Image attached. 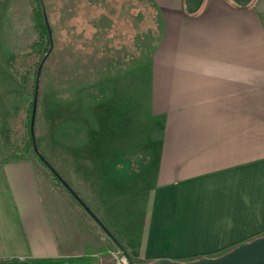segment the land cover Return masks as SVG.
I'll list each match as a JSON object with an SVG mask.
<instances>
[{"label":"crops","instance_id":"1","mask_svg":"<svg viewBox=\"0 0 264 264\" xmlns=\"http://www.w3.org/2000/svg\"><path fill=\"white\" fill-rule=\"evenodd\" d=\"M125 1L122 38L108 31L116 42L109 66L135 74L106 80V86H123L129 98H136L134 88L145 90L160 125L147 153L154 181L139 242L123 236V211L114 222L95 208H123L129 175L123 167L141 164L120 158L71 162L72 177L84 174L88 181L90 205L78 196L132 259L150 263L215 257L264 235V0H136L134 12ZM140 6L151 7L152 22L136 16ZM116 96L122 104V93ZM21 161L8 166L11 171L0 163V258L108 264V243L91 216L39 169L35 177L47 187L42 193L33 173L22 169L34 160ZM63 165L58 169L68 178Z\"/></svg>","mask_w":264,"mask_h":264},{"label":"rangeland","instance_id":"2","mask_svg":"<svg viewBox=\"0 0 264 264\" xmlns=\"http://www.w3.org/2000/svg\"><path fill=\"white\" fill-rule=\"evenodd\" d=\"M135 2L136 0H127L124 2V6L128 12H134V9L136 8L133 4ZM42 3L47 13L49 24L54 30L53 35L56 37V59H54V64L56 66L60 65L59 63L62 58L67 54L66 45L68 46L66 39H68L69 34H63L62 30L59 33V26L61 25L67 23L73 24L77 30H82L86 35L92 37L93 27L91 25L94 24L97 32L99 29H103L105 32L112 29V34H117L122 38L123 0H42ZM32 4L33 0H0V76L10 73L11 67L13 66V56L23 51L33 37L28 25L30 6ZM137 9H139V11L135 12L136 16L137 14H140L145 16L146 21L152 22L154 13H152L151 7L145 8L140 6ZM131 25L133 26L132 30H135L136 24L133 23ZM139 25H141L140 21ZM124 26H126V29H131L129 24H126V21ZM127 34H129V32L126 31L124 34L126 38ZM108 74L107 80H109V83H112L114 82L112 79H119L121 77H123V79L131 78L132 75L135 74V71L123 70L121 72L120 70H113L111 72V69H109ZM11 80L14 81L15 79L12 78ZM23 83L24 82L21 81L20 78L16 79L17 86H20ZM110 86L111 87H108L107 90H109L111 98H109L110 96H107L106 99L96 105L92 110L95 123L88 131L86 140L78 144L76 148L69 146L63 148L62 146L57 147L52 143V136L50 135L51 130L54 128V123L66 118L69 113L67 112L68 110L61 111V109L59 112L57 111V114H53L45 108L42 116L43 119H41L42 121L40 122V134L47 135V148L52 162L60 168H62V164L65 166L67 165L66 171L68 170L69 172L68 179L70 180L71 185H74L76 188V180L81 183L79 185H81L82 188H76L78 191L77 193L81 197H84L82 199H84L89 205V198L87 197L89 194L87 190L88 181L85 182L84 174L79 177H72L71 162L85 158H120L123 159V161L132 159L130 161L134 163L136 162L139 165L141 164L140 167H136L135 165L123 167V175L129 174L128 176H124L127 180H125V178L123 179V208L116 205L114 206V211L112 210L113 212L106 210L105 213L100 209L95 208L99 215L103 217L106 215V220L111 218L114 222L116 220L120 221V219L115 216L119 217V213L123 211V236L129 235L134 242L138 243L140 240L141 229L144 226V220L148 216V194L154 181V178L153 181L151 180V172L155 169V167H153V158L147 153H152L153 147L151 141L155 142L158 140L160 125L156 117H152L150 101L147 99L145 90L142 91L140 88L141 92H137V88H134L136 98H129L124 97V88L121 86L119 91L122 93V105L120 104V99H117L116 96L119 95L118 87H114L113 85ZM122 108L123 111L120 115ZM62 112L65 114L62 115ZM1 114L2 113L0 112V115ZM29 159L34 160L32 161L33 163H31ZM25 160H27V162L29 161L30 166L25 168L22 167V169L29 170L33 173L34 177L36 171L39 169H42L46 174V169L40 165L36 159L28 158ZM148 161H150L148 164L151 165L142 166L143 162L147 164ZM15 164L21 165L25 163L21 160H4L1 162L3 169ZM7 170L11 171V167H8ZM106 173H108V171H106ZM110 175L115 176L114 173ZM35 178L37 185H41V192L45 193V189L47 190V187H45V180L39 177ZM73 180L75 181L72 182ZM93 181H96L99 184L103 183V181L98 179ZM52 182L54 183V186H56V189L63 190L66 194L68 193L61 183L56 182L55 180H52ZM42 186H44L45 189ZM69 196L75 199L71 194H69ZM45 197L48 198L47 195H45ZM93 201L98 202L101 205L104 204L102 199H94ZM93 224L97 226V230H99L101 237L105 238L107 241V246L109 247L108 251L119 252L120 249L110 240L101 228L97 224ZM122 241H124V237ZM131 241L128 243L131 244ZM109 253L110 252H108V255H110ZM128 256L131 259L129 254ZM122 257L129 261L124 254ZM129 264L131 263L129 262Z\"/></svg>","mask_w":264,"mask_h":264},{"label":"trees","instance_id":"3","mask_svg":"<svg viewBox=\"0 0 264 264\" xmlns=\"http://www.w3.org/2000/svg\"><path fill=\"white\" fill-rule=\"evenodd\" d=\"M28 25L33 34L32 39L23 51L13 56L10 73L0 76V163L4 160L36 159L46 169V176L59 182L34 151L30 132L37 69L41 64L35 97L33 140L38 153L75 192L70 180L50 159L47 135L40 134V122L45 108L53 114H57L61 109L68 110L66 118L54 123L50 134L52 143L57 147L76 148L86 140L88 131L95 123L92 110L109 95L106 80L109 65L113 61L108 51L110 45L113 46L116 42L103 29L97 32L94 24H90L93 27L92 37L82 30H77L73 24L61 25L59 33L62 30L63 34H69L66 39L68 46L66 45L67 54L62 58L60 65L56 66V37L53 35L54 30L49 24L42 0H33ZM126 42L123 37V43ZM12 78L15 80L12 81ZM17 78L24 83L17 86ZM63 169L66 170L65 167ZM80 259L82 258H0V264H84ZM108 260V264H113L111 254L108 255ZM130 263L150 264L149 261L135 259Z\"/></svg>","mask_w":264,"mask_h":264},{"label":"water","instance_id":"4","mask_svg":"<svg viewBox=\"0 0 264 264\" xmlns=\"http://www.w3.org/2000/svg\"><path fill=\"white\" fill-rule=\"evenodd\" d=\"M51 47V43H50ZM41 64L37 69V77L35 88L37 89V81L40 73ZM36 89L34 92L33 107L30 121V132L33 141V149L39 155V158L46 164V166L57 177L59 182L68 190V192L79 202V204L85 209V211L91 216L101 230L110 238V240L120 249L125 257L131 262L127 252L120 242L111 234V232L103 225L99 218L86 206L81 198L71 189V187L57 174V172L51 167V165L38 153L35 142L33 140V120L35 114V97ZM150 264H264V235L256 237L249 241L239 243L237 246L224 252L223 254L215 257H202L196 260L179 262L173 261L168 258H157Z\"/></svg>","mask_w":264,"mask_h":264},{"label":"built area","instance_id":"5","mask_svg":"<svg viewBox=\"0 0 264 264\" xmlns=\"http://www.w3.org/2000/svg\"><path fill=\"white\" fill-rule=\"evenodd\" d=\"M112 258H113V264H129V261L125 260L123 257H122V252L119 251V252H113V251H109ZM122 254V255H121Z\"/></svg>","mask_w":264,"mask_h":264}]
</instances>
